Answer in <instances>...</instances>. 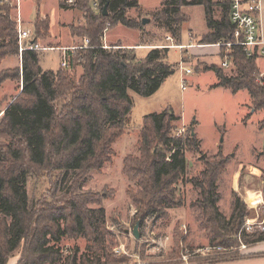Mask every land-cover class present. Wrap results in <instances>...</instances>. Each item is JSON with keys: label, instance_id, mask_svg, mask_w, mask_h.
Masks as SVG:
<instances>
[{"label": "trees", "instance_id": "obj_1", "mask_svg": "<svg viewBox=\"0 0 264 264\" xmlns=\"http://www.w3.org/2000/svg\"><path fill=\"white\" fill-rule=\"evenodd\" d=\"M109 3L107 14L104 9L95 13L84 0L77 10L85 13L86 24L71 26V34L89 40L84 52H69L71 68L77 61L86 59L88 65L77 82L62 69L58 72L43 71L40 51H25L22 54V70L0 72V87L8 80L22 77L23 89L16 100L8 106L0 118V264H8L16 252L22 250L19 264H56L59 250L48 248L65 236H80L95 240L104 237L105 211L101 199L91 194H77L86 171H101L111 163L114 144L123 135L125 118L133 109L130 90L142 97H151L158 91L176 66L168 63L169 48H155L143 59L134 50L107 49L103 47L104 31L122 24L129 29H143L142 22L127 16L130 10L138 9L137 0H100ZM205 7L209 32L201 40L204 45L234 43V29L230 23L227 2L212 0H165L161 15L166 26L172 25L183 6ZM220 9V19L215 18V9ZM0 65L7 57L20 55L18 35L9 7H0ZM39 18V17H38ZM37 18V19H38ZM49 19H38L34 41L40 32L49 31ZM178 38V34L175 36ZM222 59L231 61L236 74L227 75L215 65L207 72L215 71L219 82L214 88L239 93L247 90L254 111H264V77L258 67L259 57H248L243 46H227L221 49ZM62 101L60 105H57ZM264 119V118H263ZM177 120L174 111L146 116L143 119L140 155L127 157L124 173L138 184L130 198L136 206L135 220L142 225L145 219L157 214L168 218L171 208H183L184 197L178 194V186L193 183L200 189L201 207L207 225L210 245L231 248L240 246L239 232L244 228L248 214L247 206L235 193L232 215L228 220L218 203L221 200L219 179L229 162L222 147L212 157L204 154L201 161L206 166L201 178L188 179L186 151H200V140L193 127L185 136L172 134ZM259 129L264 132V120ZM55 169L77 174L67 190L62 207L45 205L38 208L28 198L27 182L33 168ZM243 172V171H242ZM65 225L61 228V223ZM135 224V225H136ZM231 236H234L232 238ZM244 241L257 244L264 241V232L246 234ZM238 256L218 255L207 261L216 264ZM107 263L113 259L105 254ZM83 263H90L83 257ZM106 263V264H107ZM76 264V260L73 261Z\"/></svg>", "mask_w": 264, "mask_h": 264}, {"label": "rangeland", "instance_id": "obj_2", "mask_svg": "<svg viewBox=\"0 0 264 264\" xmlns=\"http://www.w3.org/2000/svg\"><path fill=\"white\" fill-rule=\"evenodd\" d=\"M27 1L24 0L22 3V18L27 28L34 27L37 30L38 19L41 21L49 19L51 30L58 25L53 33L50 32V28L47 32L45 30L40 32L42 35L45 34L44 38H40L44 43L49 38H54L57 44H53V46L71 45L69 43L72 42L73 35L70 27H83L86 24L84 12L77 9L62 12L56 3L57 0H32L37 4ZM137 1L141 5V11L130 10L127 16L139 21L142 16L150 18L149 24L144 26L142 31L137 30L140 33L139 37L138 32H133L122 24L110 27L107 31L108 36L106 35L107 37L103 40L104 47L106 45L107 49L119 50L120 48L130 49L127 44H136V46L151 47L152 49L156 48L153 46L158 45L175 46L179 44L178 40L182 35V42L187 44L189 36L191 38L197 36L202 40L209 31L207 30L205 7L201 5L181 7L179 15L173 23L171 22L172 25L166 26L165 16L160 13L165 0ZM40 3L41 7L38 5ZM45 13H48L50 18L48 15L43 18ZM11 14L12 19L15 18V10H12ZM214 15L216 19H220V9L216 8ZM204 33L206 34L204 35ZM177 34L178 38L175 37ZM168 36L171 37V40L167 39ZM74 37L76 42L73 46L81 45L79 47H83L85 45V40L82 41L84 43L82 46L81 38ZM149 42L150 45L147 46L146 44ZM169 48L166 60L171 64H179L178 71L175 70L174 74L170 75L151 97H142L131 90L128 92L133 100V109L125 118L121 139L114 144L116 155L103 170L86 171L83 176L84 180L80 183L82 185L76 189L78 195L91 194L101 199V206L94 204L90 208H103L105 211L104 237L92 240L84 236L75 238L67 235L58 244H54L50 240L51 236L48 237L47 240L50 242L47 245L48 248L55 247V250L60 251L56 264H73L74 260H76V264H81L84 261L83 257L90 263H96V259H99L100 264H106V253L113 259L107 264H177L182 261L187 252H194L208 246H218H212L208 242V227L200 203L202 199L200 189L191 182L178 186V194L182 195L185 201L183 208H171L168 210V218L157 214L145 219L144 223L140 225L139 240L133 234L137 213L136 206L129 194L136 192L138 184L124 173V161L127 157L136 158L140 155L139 143L144 124L143 119L153 113L160 114L168 108H171L177 117L173 123L172 134L174 136L183 137L193 127L201 139L200 151H186L188 162L186 178L199 180L202 172L206 170L205 164L201 161L202 156L204 154L208 157L214 156L219 152V146H222L224 157L229 158L226 170L218 183V193L221 194V200L218 203L219 211L228 220L230 219L235 193L244 201L248 210L244 220L245 226L238 235L240 246L231 247L235 250L234 256L239 255L238 250L242 245H247V247L253 245L244 241L243 237L246 234L263 232L252 224L264 221V201L260 205L250 207L252 204L247 203L245 198L250 197L247 194L250 191L253 195L260 191L264 195V132L259 129L260 122L264 120V111H254L247 90L233 93L228 89L214 88L213 85L219 80L218 75L215 71L207 72V69L214 64H192L191 56L188 55L182 57L181 61L195 72L187 77L186 90H181L183 76L180 71L182 63L180 58L181 53L184 55V52L181 51L184 49H176L178 48L176 46L173 49ZM84 49L79 51L84 52ZM147 51L140 49L136 51V54L138 58L143 59L146 57ZM43 52L44 56L40 63L43 69H62L77 82L88 65L86 59H83L77 61L73 68L65 70L60 65L61 52ZM41 53L42 51L40 56H42ZM222 61L224 62L223 59ZM14 63V58H8L4 65L7 67ZM188 63H190L189 66H187ZM218 63L220 65L215 66L221 68L224 74H236L232 65L224 68L221 60H218ZM258 64L260 68L264 69V57L259 58ZM15 71H20V69L17 68L10 72ZM0 72L8 71L0 70ZM11 81H13V85L9 80L5 82L7 85L3 91L9 86L15 90V94L9 96L12 93L9 89L8 95L4 97L1 96L2 91H0V110L4 109L11 101L14 102L20 94L18 91L20 79ZM2 97L4 98L2 99ZM61 102L59 101L57 105H60ZM3 142H5L3 139L0 140L1 144ZM32 171L27 182L30 203L37 204L38 208H41L43 204L62 207L65 195L68 193L67 190L77 174L52 168L46 170L34 167ZM253 195L251 199L254 198L255 195ZM60 225L62 229L65 226L63 222ZM249 226L254 229H250ZM231 237L234 238V236ZM231 248H224V250H231ZM21 255L22 250L13 254L11 258L18 257L20 259Z\"/></svg>", "mask_w": 264, "mask_h": 264}, {"label": "built area", "instance_id": "obj_3", "mask_svg": "<svg viewBox=\"0 0 264 264\" xmlns=\"http://www.w3.org/2000/svg\"><path fill=\"white\" fill-rule=\"evenodd\" d=\"M24 0H0V7H9L14 11L15 10V18H13V22L15 23V29L18 35V46L20 53L23 54L25 51H53L54 48L50 47H42L39 42L34 41L35 37V28H27L23 22L22 18V3ZM82 0H58V3L61 5L63 10L74 11L77 9L79 2ZM88 3V6L95 12L100 13L102 9H104L105 3H101L100 0H84ZM190 2L192 0H189ZM214 3H224L227 2L229 5V18L232 28L234 29V43H226V44H218L220 46H227L231 49L233 46H243L244 52L248 57H264V29H263V0H212ZM1 12V10H0ZM12 15V14H11ZM110 28V24H107V28L104 31L103 40L106 38L107 31ZM171 40V38H168ZM89 46V40L85 39V45L83 47H74V48H60L62 55L60 64L63 69L69 70L71 69L70 64V56L69 52H75L80 49H87ZM175 47V46H165ZM102 48H107L103 46ZM182 48L181 46L178 49ZM232 65L231 61L227 58L224 59L222 67H230ZM180 71H182V84L181 90H186L187 88V77L192 74V70L188 69L184 63L182 62L180 65ZM264 77V74H262ZM256 225L260 231L264 232V221ZM250 229H254L249 226ZM248 228V229H249ZM247 245L240 248L238 253H242L247 249ZM237 252V251H236ZM235 253V250L231 248V250H224L221 246L216 247H203L194 252H187L186 255L183 256L182 262L184 264H189L195 260L201 259H212L218 255L231 256Z\"/></svg>", "mask_w": 264, "mask_h": 264}, {"label": "crops", "instance_id": "obj_4", "mask_svg": "<svg viewBox=\"0 0 264 264\" xmlns=\"http://www.w3.org/2000/svg\"><path fill=\"white\" fill-rule=\"evenodd\" d=\"M28 1H30V2H33V3H35V4H37V2L36 1H32V0H28ZM27 1V2H28ZM41 3H43V2H41ZM41 3L40 4H38L39 6L41 5ZM56 3L59 5V7H60V9H61V11L62 12H69V10H63V8L61 7V5L58 3V0L56 1ZM41 7V6H40ZM138 11H141V5H140V3H139V8L137 9ZM262 13H263V29H264V0H263V8H262ZM62 14V13H61ZM49 16V14L48 13H45L44 14V16H42L43 18L45 17V16ZM38 16H40V15H38ZM37 16V17H38ZM41 17V16H40ZM49 18H50V16H49ZM143 19H145V17H143L142 16V18L140 19V22H142L143 21ZM52 20V19H51ZM139 21V20H138ZM58 23H59V21H58ZM57 23V24H58ZM142 24H143V22H142ZM143 26H145V25H143ZM57 27H58V25H57ZM57 27H55V28H57ZM34 28V27H33ZM55 28L53 29V30H51V28H50V32H52L53 33V31L55 30ZM127 28V27H126ZM129 29V28H128ZM144 29V28H143ZM143 29H139L140 31H142ZM130 30H132V29H130ZM138 29H135V30H132L133 32H138L137 31ZM207 30H208V28H207ZM209 32V31H208ZM35 33H36V30H35ZM138 34V37L140 36V33L138 32L137 33ZM206 33H204V35H205ZM111 35V34H110ZM108 36V35H107ZM106 36V37H107ZM168 38H171V37H169L168 36ZM167 38V39H168ZM182 38H183V35H182V37L178 40L179 41V44H177V45H175L176 47H182V48H180V49H184V50H181L182 52H184V55H182V53H181V58H180V61H181V59H182V57H187V55L191 58V60H192V64H194V63H203V64H208V65H211V64H214V65H217V66H219L220 64L218 63V60H221V62H222V64H223V61H222V56H221V48H222V46H220V45H204V44H201V40H200V38H197V36H195V37H190L189 36V42L187 43V44H184L183 42H182ZM50 39V38H49ZM47 40L46 41V43H44L43 41H41V39L38 41L39 43H40V45L42 46V47H50V48H54L55 50H53V51H59V52H61V50H59L60 48H74V47H76V46H81V45H74L73 46V44L76 42V40H75V37L73 38L72 37V42H70L69 44H71V45H68V46H65V45H63V46H61L60 45V47L59 46H53V44H57V42H55V39L54 38H51L50 40ZM81 42H80V44H82V46H83V42H84V40L83 39H81L80 40ZM83 41V42H82ZM150 42H151V40H150ZM150 42H149V44H146L147 46L148 45H150ZM44 43V44H43ZM127 46H128V48H130L131 50H134V52L136 53V51L137 50H140V49H142V50H148L147 51V55L150 53V50L152 49L151 47H145V46H136V44L135 45H130V44H127ZM167 46V45H166ZM108 47V46H107ZM153 47H156V48H159V49H161V50H164L162 47H165V45L164 46H160V45H158V46H153ZM170 49V48H169ZM171 49H173V48H171ZM176 49H178V48H176ZM170 51V50H169ZM41 52V51H40ZM169 53V52H168ZM168 53L166 54V57L168 56ZM42 56H40V63H41V60H42V57L44 56L43 54H44V52L42 51ZM61 55H62V52H61ZM60 55V56H61ZM146 55V56H147ZM8 58H14V60H15V63L14 64H10V66H5L4 65V63H5V61L6 60H8ZM165 61H167V60H165ZM168 62V61H167ZM182 62V61H181ZM180 62V63H181ZM258 62H259V60H258ZM169 63V62H168ZM171 64V63H170ZM61 65V64H60ZM172 65H175L176 66V70L178 71V65L179 64H172ZM190 65V63H188V65L187 66H189ZM22 67H23V65H22V54L20 53V55H14V56H10V57H7L5 60H3L2 61V63H1V65H0V70L1 71H11V70H15V69H20V70H22ZM258 67H259V64H258ZM41 68L43 69V67L41 66ZM188 68V67H187ZM188 69H191L193 72H192V74L195 72L192 68H188ZM259 69H260V72H261V74H264V69H262V68H260L259 67ZM47 70H51V71H54V72H58V71H60L59 69H54V70H52V69H47V68H45V69H43V71H47ZM191 74V75H192ZM190 76V75H189ZM10 81V84L11 85H13V81H11V80H9ZM218 82H219V80H218ZM217 82V83H218ZM9 83V82H8ZM217 83H215V84H217ZM214 84V85H215ZM5 85H7V83H4L1 87H0V91H2V93H1V96H6V95H8V91H10L9 89H11V91H12V93H10V95L9 96H12L13 94H15V90L14 89H12L11 87H9V86H7L6 87V90L5 91H3V89H4V87H5ZM10 85V86H11ZM18 85H19V88H18V91H19V93H21V91H22V89H23V80H22V77H20V82L18 81ZM213 85V86H214ZM226 90V89H225ZM249 94V93H248ZM250 96V95H249ZM4 97H2V99L4 98ZM15 98V97H14ZM13 103V101H11L10 103H8L7 105H6V107L4 108V109H1L0 110V116H2L5 112H6V109L8 108V106H10L11 104ZM5 104V103H4ZM250 104H251V99H250ZM249 107H251V105H249ZM166 111V110H165ZM195 133V135L197 136V133H196V130L194 131ZM198 138H199V136H198ZM199 140H200V143H201V139L199 138ZM220 147H222V146H219V148ZM235 189H236V187H234ZM262 192L260 191V192H255L254 193V195L256 196L257 195V200H255L253 203H252V206H250V207H254V206H257V205H260V203H262L263 201H264V195H262L261 194ZM246 199V201H247V203H249V204H251L250 202H248V199H247V197L245 198ZM19 261H20V259L18 258V257H15V258H11L10 260H9V263L8 264H19ZM177 264H184L182 261L180 262V263H177ZM189 264H213V263H211V262H209V261H207L206 259H201V260H195V261H192L191 263H189ZM216 264H264V241L263 242H261V243H257V244H253V245H251V246H249L245 251H243L241 254H240V258H238V259H231V260H229V261H219V262H216Z\"/></svg>", "mask_w": 264, "mask_h": 264}, {"label": "water", "instance_id": "obj_5", "mask_svg": "<svg viewBox=\"0 0 264 264\" xmlns=\"http://www.w3.org/2000/svg\"><path fill=\"white\" fill-rule=\"evenodd\" d=\"M108 6H109V3H107L106 5H105V7H104V14H107V11H108ZM143 25H148L149 24V22H150V18L149 19H147V18H145V19H143ZM140 222H137V224L134 226V232H133V234H134V236H135V238L137 239V240H139L140 239Z\"/></svg>", "mask_w": 264, "mask_h": 264}, {"label": "bare ground", "instance_id": "obj_6", "mask_svg": "<svg viewBox=\"0 0 264 264\" xmlns=\"http://www.w3.org/2000/svg\"><path fill=\"white\" fill-rule=\"evenodd\" d=\"M256 173V172H255ZM247 194L248 195H250V197H247V198H249L248 199V202H250L251 204L255 201V200H257V195L256 196H254L253 194H252V192L250 191V192H247ZM252 195L254 196V198L253 199H251V197H252ZM255 199V200H254ZM250 200V201H249Z\"/></svg>", "mask_w": 264, "mask_h": 264}]
</instances>
